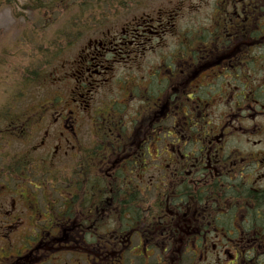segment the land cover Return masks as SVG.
I'll return each instance as SVG.
<instances>
[{
    "label": "flooded vegetation",
    "instance_id": "1",
    "mask_svg": "<svg viewBox=\"0 0 264 264\" xmlns=\"http://www.w3.org/2000/svg\"><path fill=\"white\" fill-rule=\"evenodd\" d=\"M101 1L0 191V264H264V0Z\"/></svg>",
    "mask_w": 264,
    "mask_h": 264
},
{
    "label": "trees",
    "instance_id": "2",
    "mask_svg": "<svg viewBox=\"0 0 264 264\" xmlns=\"http://www.w3.org/2000/svg\"><path fill=\"white\" fill-rule=\"evenodd\" d=\"M117 1L122 2V0H103L100 4L108 5ZM3 5L14 10L18 17L24 15L25 11H30L39 20L46 19L47 16L55 17L54 22L57 19L65 20V17L66 20L59 28L55 29L49 39L41 41L37 47H34L37 51L35 54H31V51L28 52L25 68L21 70V66H19L18 71L15 70L17 78H11L12 81H9L8 87L3 88V93H6L9 88L11 93L0 112V146L7 143L8 136L24 139L25 131L33 129L32 118H36V113L48 108L45 104L47 101L38 102L32 109H14V106L17 108L16 104L25 98V92L29 87L40 85L49 66L82 35L93 21V15L99 14V0H25L23 4L20 0H0V6ZM20 5L21 8L16 10ZM50 25L51 21H47L42 30ZM38 30L40 28L36 21L34 29L32 26V30L22 32L21 41L25 44L30 43V33L35 34ZM5 73L10 76L9 72ZM21 161L16 156L4 153L3 163L0 165V175L11 172L10 170L14 168H16L14 175H17ZM24 164L26 165L25 162Z\"/></svg>",
    "mask_w": 264,
    "mask_h": 264
},
{
    "label": "rangeland",
    "instance_id": "3",
    "mask_svg": "<svg viewBox=\"0 0 264 264\" xmlns=\"http://www.w3.org/2000/svg\"><path fill=\"white\" fill-rule=\"evenodd\" d=\"M21 1L23 2L24 0ZM20 8L21 5L16 8V10ZM52 18L53 16H47L46 19L39 20V18L33 13H30V11H25L24 15L18 17L10 7H6L5 5L0 6V112L2 111V106L8 101V95L11 93L10 88L6 93H3V88L8 87L7 84L9 81H12L11 78H17L15 70L18 71L19 66H21V70L22 68H25L28 59V52L31 51V54H35L37 51L34 47H37L41 41L49 39L55 29L59 28L63 21L66 20L65 17V20L57 19L54 22L55 17ZM36 21L40 30L36 31L35 34H32L33 32L30 33V43H23L21 41L22 32H25V30H32V26L34 29ZM47 21H51V25L42 30ZM81 42L82 41H79L73 49L64 52V54L60 56L51 67L52 69H47V73H44V76L52 72L50 74V82L42 86L29 87L25 92V98L19 101L16 104L17 108L14 106V109H32L38 102H43L42 100L46 101L58 93L61 94L63 98L59 106L65 105L70 90V82L67 80V71L69 68L68 61L71 55L80 47ZM25 46H27L26 49ZM6 71L9 72L10 76L5 73ZM54 75L56 76L57 82L54 80ZM59 79L63 81L59 82ZM12 102L15 104L14 100H12ZM52 120L53 118H51V121ZM90 129V122L86 120L81 131L82 135L88 134ZM8 144L9 146H7V149L12 153L20 150L23 146L21 142L12 138L9 139ZM17 182L18 181L12 180L0 182V191L5 188L6 185L10 188L16 187ZM31 187L34 188L33 186ZM13 191L15 195L19 193L18 188Z\"/></svg>",
    "mask_w": 264,
    "mask_h": 264
}]
</instances>
